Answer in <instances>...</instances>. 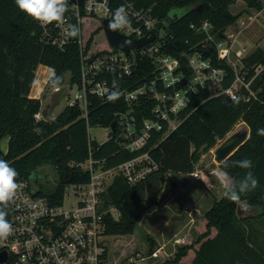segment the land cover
Listing matches in <instances>:
<instances>
[{
	"label": "trees",
	"instance_id": "1",
	"mask_svg": "<svg viewBox=\"0 0 264 264\" xmlns=\"http://www.w3.org/2000/svg\"><path fill=\"white\" fill-rule=\"evenodd\" d=\"M237 1L111 0L115 10L125 2H132L138 9L150 10L158 18V27L166 32L160 38L163 43L160 53L179 55V70L185 74V80L174 87H182L190 78L186 55L197 53L225 70L220 88L215 89L211 83H206L189 93L190 102L178 114L181 122L176 129L166 134L168 121L161 120L162 128L151 130L146 144L130 151L125 138L122 137L123 142L119 140L122 135L119 115L131 111L137 129H141L144 119H155L148 95L132 105L122 96L116 99L90 96L87 117L80 106H66L53 120L43 116L36 119V115L42 113V101L32 96L31 91L40 65L54 69L50 81L53 83L59 78L55 85H64L69 78L72 83H77L81 78L82 53L74 41L80 37L82 23L80 27L76 17L68 14L71 10L67 0L64 17L70 15L69 22L79 31L63 48L51 43L39 20L21 11L15 0H0V159L6 160L17 171L16 182L27 179L32 183L40 165H51L57 170L58 183L50 190L39 188L37 193L61 202L66 186L90 181L89 170L81 166L88 159L100 161L109 168L148 153L158 166L155 171L134 185L118 175L103 193L102 208L107 210L103 218L105 233L109 236L129 235L142 217L159 203L162 194L173 191L175 184L164 190L169 173L195 172L202 156L244 121L250 129L249 138L219 166L235 181L252 171L258 186L242 194L239 201L225 196L215 199L204 217L199 218L198 237L190 243L179 244L175 256L159 264H178L183 259L187 264H264V249L258 246L257 237L251 228L243 230L239 226L241 221L249 219H241L236 211L239 202L248 201L261 210L257 216H264V135L258 134L259 129H264V47L258 46L242 56L239 71L226 59L219 58L216 48V42L224 40L227 28L241 17V13L231 11ZM243 1L250 9H264L261 0ZM179 9L185 11L179 13ZM81 18L83 22L91 23L96 16L87 15L82 8ZM99 22L97 28L105 40L99 50L89 53V46L95 38L91 34L87 37L83 48L89 61L110 50L104 26ZM205 22L211 26L213 39L210 41L203 30ZM260 66L263 68L257 71ZM157 70L156 62L143 56L131 76L120 80L113 73L107 78L117 82L115 91L119 92L124 88L148 85L156 78ZM237 74L242 75L245 83H250L255 95H251L245 85L238 88L236 99L226 92ZM174 87L158 83L160 91L170 92ZM114 121H117L115 136L111 133L101 143L90 138L89 127H109ZM5 139H8L6 150L1 145ZM245 158L252 160L251 169L239 166L238 162ZM110 207L118 211V217L112 214ZM4 210L10 221V201ZM9 263L12 264V260Z\"/></svg>",
	"mask_w": 264,
	"mask_h": 264
},
{
	"label": "built area",
	"instance_id": "2",
	"mask_svg": "<svg viewBox=\"0 0 264 264\" xmlns=\"http://www.w3.org/2000/svg\"><path fill=\"white\" fill-rule=\"evenodd\" d=\"M67 2L71 10L68 14L76 17L80 27L82 8L87 15L100 18L102 24L103 20L113 18L117 10L112 7L111 0H67ZM121 7L124 8L128 17L127 25L117 29L121 34L129 40L149 38L153 32L157 36L150 43L140 49L132 50L129 54L110 46L109 51L85 63L81 78L76 83L78 92L69 106H80L87 117L90 96L106 98L116 92L117 82L110 81L107 78L108 74L116 73L122 80L125 76L133 74L141 57L152 58L158 65L154 80L148 85L134 89L124 88L116 92L118 96L124 97L129 105L142 101V96L145 95L152 100L151 111L155 119H144L139 130L131 111L119 115L123 130L121 137L125 138L126 147L130 151H135L146 144L151 130L162 128L161 120L168 121L166 134L176 129L181 122L177 117L178 114L190 102L189 93L206 83H211V87L215 89L220 88L225 77V70L214 66L210 60L202 58V55L197 53L186 55L190 78L182 87H174L185 80V74L179 70L180 56L160 53L161 45H163L160 38H163L166 32L158 27V18L153 16L150 10L138 9L132 2H125L119 8ZM69 19H71L70 15L63 17L61 21L51 23L39 21L47 31L49 41L60 48L72 41L70 30L73 27ZM203 30L209 35L208 40H212L213 35L210 33L211 26L208 22L203 24ZM74 42L80 47L83 45L81 30L79 39ZM216 48L219 58L226 59L239 71L242 65L238 69L239 65L231 61L230 42L224 38L216 42ZM246 50L247 47H244L243 51ZM262 68L260 66L257 71ZM158 83L174 88L170 92L160 91ZM249 84L245 83L242 75L237 74L233 85L226 89V92L236 99L238 88L245 85L251 95H255ZM59 90L60 88L57 87L55 91ZM41 118L42 114L38 113L36 119ZM81 166L89 170L90 181L66 186L61 202L38 194L33 189L31 181L27 179L17 182L15 195L10 200L9 222L12 225V232L6 239H0V251H8L9 262L12 260V264H135L134 259L125 261L111 255L108 245L109 235L105 233L103 220L107 212L102 208L103 193L107 191L116 176L122 175L129 184L134 185L155 171L158 168L157 164L148 153H144L116 167H105L100 161H94L91 158ZM193 175L200 177L199 170H196ZM67 187L74 189V200L69 205H66V199L69 198ZM109 210L115 217L119 216L114 207H110ZM158 252L155 251L153 255L157 256Z\"/></svg>",
	"mask_w": 264,
	"mask_h": 264
},
{
	"label": "rangeland",
	"instance_id": "3",
	"mask_svg": "<svg viewBox=\"0 0 264 264\" xmlns=\"http://www.w3.org/2000/svg\"><path fill=\"white\" fill-rule=\"evenodd\" d=\"M262 2L264 4V0H262ZM184 11L185 9L178 10L179 13H183ZM231 11L235 14L241 13L238 25L241 26V30H244V39L247 37L251 41V44H253L248 46V42H246L245 39V41L240 45V48L242 49L245 45L248 46L247 52L244 53H249L256 49L258 46L264 47V11L262 13V11L250 9L243 0H238L235 5H232ZM96 19H92L91 23H89L88 21L83 22V20H81V34L83 42V45L80 47L82 53L81 75L82 70L84 69L83 65L89 62V60H87V57H89V55H86L85 48H83L86 39H88L87 37L91 34L95 38V40L92 41L89 46V53L99 50V48H101V44L105 40L102 31L97 28L100 25V18L96 17ZM239 57L241 56L235 54V52H232L231 61L232 63L239 65L238 69L241 66ZM53 72L54 69L50 67H45L44 65L39 66L36 71L34 91L38 94L39 98H41L42 110L45 109L48 104H50L51 113L57 116L63 111L66 106H69V103L74 99L75 95L78 92V84H76V82L72 83L69 78L64 85H53V83L50 81V77ZM38 83L39 86L37 87ZM70 86H72V88H70ZM57 87L60 88L59 91H55ZM246 129L247 126L245 122L240 121L231 131V134L238 133ZM111 133V126H93L89 128L90 138L100 143L105 142ZM121 134H123V132ZM1 145L2 148L6 150L8 146V139L3 140ZM217 165L219 164L215 159V150L212 153L209 151L202 156V161L198 166V170L199 172L200 170L201 172L202 170L208 172L211 170V168L216 167ZM213 176L214 175H212V177ZM203 179V174L201 178L197 180L193 178L190 173L173 172L171 176L166 180L164 185V190L167 191L171 184H175V187L173 188V191L171 193L175 194L176 199L179 196L183 198L184 195H187V198L191 199L192 201L197 202L198 200H200L199 204H201L200 208L202 209L200 213L195 214V216L197 217L195 226L197 225V223H199V218L204 217L203 212L205 211V208H207V206H209L211 202H214L215 199H220L224 196L222 195L223 190L220 191L217 187L218 185L212 186L211 192L206 191L203 188ZM57 183L58 173L56 168L51 165H40L37 168L36 173L32 177V187L36 191L39 188L45 190L53 189ZM189 186L190 188H188ZM66 191L67 193H69V198L66 199V205H69L74 200V189L72 187H67ZM203 191H206V194L203 196L204 198L200 199L199 194ZM168 195L169 194H162L163 197L161 199H165ZM145 218L142 217L132 234L124 236H109L108 245L111 251V255L114 258L122 259L125 261L134 259L135 264H159L164 263L166 260L172 259L175 256L176 249L178 247L165 248L159 251L157 256L153 255V253L157 251V248L159 247L152 244L153 239L152 234L149 233L150 231L148 228V220H145V223L143 221V219ZM175 219H177V217H174V220ZM239 226L243 230H245V228L247 230L251 228V232L258 239V246L264 249V216H254L252 218H249V220L241 221L239 223ZM197 231L198 230H195V232L192 231V235L189 237L190 240L188 241V243L194 241L198 237ZM178 264H187V262L185 259H183Z\"/></svg>",
	"mask_w": 264,
	"mask_h": 264
},
{
	"label": "crops",
	"instance_id": "4",
	"mask_svg": "<svg viewBox=\"0 0 264 264\" xmlns=\"http://www.w3.org/2000/svg\"><path fill=\"white\" fill-rule=\"evenodd\" d=\"M263 11L264 9L262 10V13ZM239 20L231 24L227 28L224 35L226 40L230 42L232 52H235V54H240L241 56H245L246 54H248V53H244L247 52V50L243 51V49L240 48V45L245 41V39L246 42H248L247 44L248 46L253 44H251V41L247 37L244 39L243 37L244 30H241V26L238 25ZM248 46L245 45L244 47H247L248 49ZM35 82H34V86H35ZM34 86L31 91V95L34 97H39L38 94L34 91ZM38 86L39 83L37 87ZM247 129H249L248 126ZM230 135H232L231 132L227 135V137ZM223 141L224 140L220 141L219 144H217L214 148L210 150V152L211 153L214 152V150H216V148ZM201 161L202 158L196 165V170H198V166L200 165ZM219 165L211 168V170L208 172L203 170L201 172L200 170V177H194L193 175L194 172L190 173V175L193 178L199 180V178H201L203 174L204 177L203 188L206 191L211 192L212 186L218 185L217 186L218 189L220 191L223 190L224 192L225 184L227 183V181L224 180V177H227L229 180H231V177L223 169H221ZM172 173H169V177L171 176ZM212 175L214 176L212 177ZM179 185H183V184H179ZM188 188H190V186ZM206 191H203L202 193L199 194L200 199L204 198L203 196L206 194ZM199 203L200 200H198L197 202L192 201L191 199L187 198V195L186 196L184 195L183 198L179 196L176 199L175 194L170 193L165 199H160L159 203L143 216V218L146 217L145 219H143L144 223L145 220H148V224H149L148 228L150 231L149 233L152 234V239H153L152 241L154 245L159 247L157 248V251H161L165 248H171V247L175 248L179 244L188 243V241L190 240L189 237L192 235V231L195 232V230H197L196 228L197 225L195 226L197 217L195 216V214L200 213L202 209L200 208L201 204ZM213 203L214 202H211L210 204L209 202L210 205L207 206V208H205L203 215H205V213L212 207ZM174 217H177V219L174 220Z\"/></svg>",
	"mask_w": 264,
	"mask_h": 264
},
{
	"label": "clouds",
	"instance_id": "5",
	"mask_svg": "<svg viewBox=\"0 0 264 264\" xmlns=\"http://www.w3.org/2000/svg\"><path fill=\"white\" fill-rule=\"evenodd\" d=\"M17 7L28 14L29 16L39 20L41 23H51L53 21H61L67 9L65 0H15ZM128 17L123 7L117 9L113 14L112 21L109 22V27L118 29L126 26ZM79 29L73 27L70 30V35L75 37ZM59 78L53 80V84H57ZM118 98V93L113 92L109 99ZM235 99V98H234ZM258 134L264 135V129H259ZM239 166L244 169H251L253 163L251 159L245 158L238 162ZM17 171L3 159H0V239H6L12 232V225L8 221L7 213L4 208L7 202L12 200L15 191L18 187L16 182ZM227 181L223 195L232 201H239L242 194H247L253 191L258 186V180L252 171L246 172L245 176L239 181Z\"/></svg>",
	"mask_w": 264,
	"mask_h": 264
},
{
	"label": "water",
	"instance_id": "6",
	"mask_svg": "<svg viewBox=\"0 0 264 264\" xmlns=\"http://www.w3.org/2000/svg\"><path fill=\"white\" fill-rule=\"evenodd\" d=\"M112 19L113 18H108L103 20V26L108 42L113 49H119L125 52L126 54H129L132 50L140 49L141 47L150 43L156 37V33L153 32L152 36L149 38L129 40L117 29H112L109 27V22L112 21ZM177 57H179V55H177ZM41 114L43 117H48L51 120L56 118V116L50 111V104H48L47 107L42 110ZM111 132L113 136L117 134V121H114L111 124ZM249 133V129H246L244 131L234 133L224 139V141L215 150V159L217 163L221 164L226 161L240 146L243 145V143H245V141L249 138ZM119 140L123 142L124 138L120 137ZM236 211L237 215L241 219H249L261 213V210L259 208L251 205L248 201L239 202ZM8 262V251H0V264H8Z\"/></svg>",
	"mask_w": 264,
	"mask_h": 264
}]
</instances>
